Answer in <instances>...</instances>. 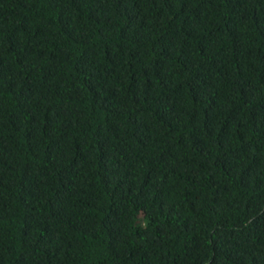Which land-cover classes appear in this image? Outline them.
I'll return each mask as SVG.
<instances>
[{
  "label": "trees",
  "instance_id": "16d2710c",
  "mask_svg": "<svg viewBox=\"0 0 264 264\" xmlns=\"http://www.w3.org/2000/svg\"><path fill=\"white\" fill-rule=\"evenodd\" d=\"M0 264H264V0H0Z\"/></svg>",
  "mask_w": 264,
  "mask_h": 264
}]
</instances>
